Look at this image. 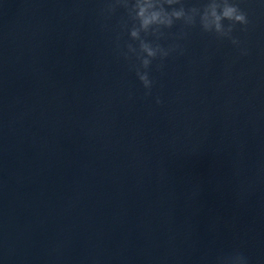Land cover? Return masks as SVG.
Here are the masks:
<instances>
[{
  "label": "water",
  "instance_id": "water-1",
  "mask_svg": "<svg viewBox=\"0 0 264 264\" xmlns=\"http://www.w3.org/2000/svg\"><path fill=\"white\" fill-rule=\"evenodd\" d=\"M106 3L0 0L3 264H264V6L246 55L165 30L145 96Z\"/></svg>",
  "mask_w": 264,
  "mask_h": 264
},
{
  "label": "clouds",
  "instance_id": "clouds-1",
  "mask_svg": "<svg viewBox=\"0 0 264 264\" xmlns=\"http://www.w3.org/2000/svg\"><path fill=\"white\" fill-rule=\"evenodd\" d=\"M257 2L264 6V0ZM117 6L124 9L120 28L121 31L126 30L128 37L122 47L117 45L118 55L130 61L129 66L134 70L145 96L151 94L155 83L149 75L153 61H163L171 53L180 54L183 51L175 42L167 46L159 42L166 37L165 30L177 22L181 26L178 39L186 35L184 29L198 26L202 33L229 41L240 55L247 54L241 40L234 35L237 26L244 28L249 24L247 13L240 7V0H107L105 12L111 15ZM155 103H160L159 97L155 98ZM0 264H3L2 258ZM217 264H247V259L234 252L218 258Z\"/></svg>",
  "mask_w": 264,
  "mask_h": 264
}]
</instances>
